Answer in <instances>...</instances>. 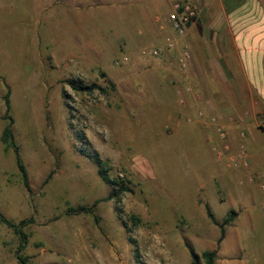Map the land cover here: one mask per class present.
Wrapping results in <instances>:
<instances>
[{
    "label": "rangeland",
    "instance_id": "rangeland-1",
    "mask_svg": "<svg viewBox=\"0 0 264 264\" xmlns=\"http://www.w3.org/2000/svg\"><path fill=\"white\" fill-rule=\"evenodd\" d=\"M72 3L0 0V212L14 221L32 219L20 251V236L0 222V264H22L19 255L26 264H191L189 245L205 264L202 253H218L221 243L208 206L219 222L237 211L225 186L246 177L229 158L244 144L250 162L253 137L263 144V123L241 124L234 114L228 121L215 107L190 100L184 90L192 85L189 69L173 65L174 55L164 63L151 54L161 45L154 35L155 8L146 10L139 0H83L82 8L89 6L84 9ZM75 10L78 27L70 13ZM51 20L59 24L47 35ZM42 30L44 39L63 47L64 59L51 56L53 46L44 43L36 46L41 54L36 51ZM91 42L108 50L86 51L83 63L82 52L68 56L76 44L87 48ZM123 55L129 60L115 64ZM69 79L104 89L78 91ZM8 90L30 190L14 149L2 141ZM197 106L227 121L230 152L219 156L214 149L222 140L213 125L189 120ZM81 149L97 152L108 161L109 176L127 182L131 190L121 200L104 199L114 187ZM98 199L93 213L69 210ZM247 234L246 243L258 244L264 254V219Z\"/></svg>",
    "mask_w": 264,
    "mask_h": 264
},
{
    "label": "crops",
    "instance_id": "crops-1",
    "mask_svg": "<svg viewBox=\"0 0 264 264\" xmlns=\"http://www.w3.org/2000/svg\"><path fill=\"white\" fill-rule=\"evenodd\" d=\"M72 1V4L80 9L89 8L84 5L82 8L83 0ZM109 1L115 4L120 0ZM139 1L142 8L146 10L155 8L157 11L153 15V22L156 27L155 40L161 42L159 47H155L162 51L159 57L164 61L169 54L174 55L172 64L176 65V52L166 48L164 38L167 30L162 29L161 24L177 0ZM192 1L198 4L199 17L182 39L192 53L188 72L191 75L194 92L188 94L190 100L193 99L200 107L206 104L215 107L216 112L223 116L229 117L234 114L233 117L241 124L263 123L264 126V0ZM48 3L50 6V2ZM70 13L78 27L80 14L76 10ZM84 16L86 18L87 15ZM48 22L49 29L46 33L52 35L51 32L55 31L54 24L58 25L59 21ZM37 35L39 37L36 39L35 49L39 54L42 48L38 49L36 46L44 43L46 48L53 46L51 56L57 58L58 54V57L64 59L65 56H61L63 47L59 49L55 39H44L43 30ZM96 49L99 52L103 51L104 54L108 50L93 43L88 44L87 48H79L76 44L74 54L68 56L76 57L82 52V56L78 58L83 63L82 59H86L85 52ZM95 55L98 56L97 52ZM173 76H177L176 73ZM261 133L264 134V131ZM253 138L254 145L249 148L250 166L247 170L241 166L242 174L246 178L240 179L237 176L231 179V184L227 182L225 186L238 213L226 227V236L220 243L215 264H264L262 247L246 243L247 232L256 229L260 219H264V136L263 144H259L255 136ZM236 184H242L240 191L235 188ZM250 205L251 208H248Z\"/></svg>",
    "mask_w": 264,
    "mask_h": 264
},
{
    "label": "trees",
    "instance_id": "trees-1",
    "mask_svg": "<svg viewBox=\"0 0 264 264\" xmlns=\"http://www.w3.org/2000/svg\"><path fill=\"white\" fill-rule=\"evenodd\" d=\"M69 84L75 90L88 92V93L93 92L95 89H104L103 87H101L100 85L96 83L84 84V83L76 82L73 79H69ZM10 92L11 91L8 90L4 94V102L6 106L4 118L8 120V124L3 129L2 141L5 144L7 149H12V148L14 149L15 155H16V162L20 170L24 186L26 187L27 190H30L31 186H30L28 171L23 161V158L21 156L19 146L15 142V134L13 130L14 119L11 115L12 104H11ZM260 128H262V130L264 131L263 125H260ZM81 150L85 155L89 156L97 164L102 179L114 187V190L104 199L110 200V199L116 198L118 201L121 200L122 195L125 192L131 190V188L127 185V182L123 179H120L119 177L111 178L108 174V171H109L108 161L104 160L97 152L92 153V152H88L86 149H81ZM101 200L102 199L96 200L91 206L82 205L76 208L71 207L69 210L70 212H74V213H82V212L93 213L97 207V204ZM208 215L210 216L212 221L220 227L219 242H221L223 238L226 236V225L229 224L235 218V216L237 215V211L232 210L230 212V216L225 218L224 221L219 222L215 218L213 212L210 210L208 206ZM131 219L133 220L134 226H137L141 223L140 218L136 214H131ZM31 221L32 219H22L20 221H14L6 217L3 213L0 212V222L12 228L21 238L22 243L20 244L18 251L22 250L25 246L24 244L27 242V235L23 228ZM189 250L191 253V257H192L191 264H202L200 260V256L196 253L194 248L191 247L190 245H189ZM216 256H217V250H205L202 253V258L205 259V264H214ZM19 257H20L21 263L26 264V258L21 255H19Z\"/></svg>",
    "mask_w": 264,
    "mask_h": 264
},
{
    "label": "built area",
    "instance_id": "built-area-1",
    "mask_svg": "<svg viewBox=\"0 0 264 264\" xmlns=\"http://www.w3.org/2000/svg\"><path fill=\"white\" fill-rule=\"evenodd\" d=\"M198 17L199 7L196 2L192 0H177L174 2L172 9L167 13L166 18L161 24V28L167 30L164 38L166 48L176 52L175 64L181 70L188 69L192 58L190 47L186 43H183L182 39L186 36L189 27ZM151 54L152 56L159 57L162 55V51L155 48L151 51ZM128 60V55H123L121 59L118 58L115 60V64L121 65ZM184 90L188 94H193L194 92L192 85H187ZM180 102H185V99L181 98ZM193 118H197L199 121L204 120L208 125L214 126L217 134L222 140L221 144H217L214 147L219 156H222V153L230 152V144L227 140V121L222 122L216 115H207L203 108H199L189 117V120ZM232 120V118L228 119V121ZM244 135V133H241L242 137H244ZM229 159L231 164L235 167L239 165L244 167L250 166L247 149L244 144L240 146L238 154H232Z\"/></svg>",
    "mask_w": 264,
    "mask_h": 264
}]
</instances>
